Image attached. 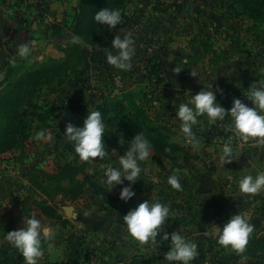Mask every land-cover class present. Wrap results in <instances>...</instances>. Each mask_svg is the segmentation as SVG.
I'll list each match as a JSON object with an SVG mask.
<instances>
[{
  "label": "rangeland",
  "instance_id": "1",
  "mask_svg": "<svg viewBox=\"0 0 264 264\" xmlns=\"http://www.w3.org/2000/svg\"><path fill=\"white\" fill-rule=\"evenodd\" d=\"M105 2L44 0L42 11L33 5L20 11L28 20H35L44 37L30 45L28 57L20 58L17 51L10 56L6 63L15 58L22 66L9 81L3 79L6 63L0 65V264H24L6 235L21 228L30 213L55 232L51 240L42 242L44 255L39 264H84L86 259L88 264L98 260L142 264L147 259L150 264H168L164 253L170 240L163 234L174 231L197 243L198 256L192 264L264 263V258L256 256L258 252H236L219 245L211 231L213 224L223 226L240 212L254 226L245 249L253 246V233L255 237L264 235V190L238 192L243 175L264 171V144H258L257 138L240 140L228 116L214 124L199 117L200 123L193 127L198 141L188 143L176 118L179 103L187 102L188 96L206 85H211L225 109L235 98L253 106L246 97L249 88L264 81V24L254 19H264L258 12V3L264 4V0H125L115 7L121 11V23L103 32V44H90L97 25L94 14ZM8 9L15 11L12 6ZM45 14L47 19L38 20ZM59 28L64 37L56 41L52 36ZM128 34L135 47L131 68L115 69L106 63L104 49L116 51L111 49L113 37ZM70 36L79 38L78 47ZM152 56L164 64L158 86L152 84L155 77L145 68ZM177 68L179 72H175ZM192 71L198 75H190ZM39 77L44 83L31 90L29 99L37 108L28 103L14 108L17 96ZM128 91L136 93L133 100L155 119L169 145L151 146L149 158L139 161L141 174L132 186L135 196L123 201L119 191L129 182L110 189L103 171L105 165L119 166V156L130 143L110 149L105 144L108 156L104 160L82 161L64 132L68 122L82 126L87 112ZM141 92L146 96L139 99ZM65 108L72 110V116ZM15 109L22 120L19 130L12 119ZM41 130L52 139L36 140L35 134ZM9 139L15 142L2 149ZM226 143L233 147L232 160L222 166L219 156ZM59 164H73L92 176L77 194L70 186L66 195L56 192L68 185L62 175L57 182L62 186L52 180L47 189L39 187L44 185L42 179L48 180L44 173H53ZM173 173L180 178L181 190L167 183ZM148 199L169 205V216L156 242L142 245L128 236L122 218ZM44 204L59 216L47 215L41 209ZM65 208L70 209L69 214ZM235 255L239 259L234 260Z\"/></svg>",
  "mask_w": 264,
  "mask_h": 264
},
{
  "label": "clouds",
  "instance_id": "2",
  "mask_svg": "<svg viewBox=\"0 0 264 264\" xmlns=\"http://www.w3.org/2000/svg\"><path fill=\"white\" fill-rule=\"evenodd\" d=\"M99 25H106L109 30L115 28L122 20L119 9L103 7L96 11L93 17ZM73 43L78 42V37H71ZM111 49H104L106 63L115 69L128 70L131 68V59L135 52L134 40L130 34L121 38L113 37ZM31 53L29 42L20 43L17 46V55L26 58ZM15 63V61H13ZM177 68L175 72H179ZM192 76L198 73L192 71ZM211 85L201 89L196 94L188 96L187 102L179 103L176 109V118L180 122V132L183 133L186 142H197L193 127L200 123L199 117H206L209 123L214 124L218 120L230 117L235 134L242 141L249 138H257L258 144H264V81L251 84L246 97L252 102V107L242 102L239 98L232 101L230 108L225 109L217 101V93L210 90ZM221 91L217 89V92ZM188 95V94H187ZM105 122L99 110L87 112L83 125L78 127L68 122L65 126L64 136L67 142L73 144L74 153L82 161H90L92 158L104 160L108 156L103 136ZM36 140H51L52 136L46 134V130L38 131L34 137ZM120 139L119 142H122ZM151 149L150 141L143 133L135 134L127 150L119 156V166L105 165L103 176L104 183L112 189L121 185L124 181L129 183L119 191L118 198L128 201L135 192L133 184L141 174L139 161L149 158ZM233 147L226 143L222 147L219 161L222 166L232 160ZM155 179V178H154ZM167 183L176 190H181L180 178L173 173L167 179ZM264 190V171L255 176L243 175L238 181L240 194H257ZM169 205L159 200H144L135 208L130 209L122 218L128 236L140 244L155 243L158 234L162 232V226L169 216ZM254 226L249 217L244 213L231 215L223 226L213 224L212 233L217 238V243L225 248H231L236 252H243L249 242V236ZM55 235L52 227H45L41 220L32 215L23 222V226L17 230L7 232L6 239L17 249L22 256L24 264H39V259L44 255L42 242L51 240ZM164 239L170 240V247L164 253V259L168 264H192L198 256V245L181 232L163 234Z\"/></svg>",
  "mask_w": 264,
  "mask_h": 264
},
{
  "label": "trees",
  "instance_id": "3",
  "mask_svg": "<svg viewBox=\"0 0 264 264\" xmlns=\"http://www.w3.org/2000/svg\"><path fill=\"white\" fill-rule=\"evenodd\" d=\"M125 0H107L103 4V7H108V8H115L119 5H121ZM127 1V0H126ZM249 2V1H248ZM0 3L5 7L6 13L10 17H14L16 22L23 26V27H28L30 24V21L21 15V13L13 11L10 12L8 9V6L10 7L11 5L9 3H6V0H0ZM246 6H248V3H244ZM258 9L263 15H264V4L258 3ZM35 7L42 11V7L40 4H36ZM40 14V13H39ZM255 21L258 23L263 22L264 24V19L260 17L254 16ZM263 19V20H262ZM106 25H99L97 23L96 28L91 36V40L89 41L90 44H103L102 41V35L103 32L108 28ZM78 47L79 44L75 43ZM15 61V63H13ZM147 63L145 68L147 69L148 74L150 76H154V82L152 84L158 86L162 81L163 77L160 75V70L163 71L164 69V64L163 62L158 58V57H149L147 59ZM22 66V62L19 60H16L15 58L6 63V70H5V75L3 77L4 81H9L11 75ZM44 83V78L39 77L38 79L32 81V83H29L26 86V90L22 95L17 96L14 102V108L19 109V106L22 107L24 104L28 103L29 106H31L33 109L37 108L36 105H34L29 99L31 96V90L37 86ZM136 96V93L134 91H128L124 93L122 98L117 99L116 97H111L107 102H104L102 105L96 108L95 110H99L102 114V117L104 119V122L106 124L105 126V133L103 136L104 143L107 144L110 148H115L117 144H123V143H130L131 138L137 134V133H143L145 137L150 141L152 147H160V144L164 146H168L169 143L167 141V134L163 132L162 128L156 123L155 119L142 107L140 104L137 103V101L133 100V97ZM144 96H146L145 92H141V94L138 96L139 99H142ZM4 102L7 101V97L4 98ZM126 101H129V104L126 103ZM16 109L14 111V114L12 119L14 118V122L16 125L17 130H19V123H21V117L20 115L16 112ZM67 109V108H65ZM69 110V109H68ZM71 113L72 110H70ZM39 115V113H37ZM17 135L19 133L15 132ZM119 133V135H117ZM121 134V135H120ZM120 139H123L122 142H119ZM15 141L13 140H8L7 143H4L2 145L3 148H8L10 147L11 143H14ZM82 174L81 179H76L77 174ZM63 176V178L68 182L66 187H63L59 189L58 193H62L66 195L68 193V186L72 187L74 191H76L75 194L81 191V188L84 186L85 182L91 178L92 175H90L87 172H84L83 170H79L78 167L74 166L73 164H59L56 167V170L53 171V173H44V177L47 178L48 180H41L40 183H44L43 186H39L41 188L47 189V187H50L52 180L56 182V185L58 184L59 186L60 183H57L59 180H62L60 176ZM54 190V193H56ZM15 205H18L17 199L14 200ZM27 200H25L26 202ZM27 203V202H26ZM14 204V203H13ZM42 210L46 212L47 215H50L52 217H58V213L55 211V209L52 206L49 205H43L41 207ZM29 212H32L29 210ZM29 216H32L31 213ZM256 234V233H255ZM255 234L253 233L252 239L250 240V243L253 245L252 247H247V251H250L251 254H256V256L260 259L264 258V235H260L258 237H255ZM162 249L164 248L163 246L161 247ZM233 259L237 260L239 259L238 255L233 256ZM151 260L147 259L142 262V264H150ZM263 261H257L255 264H264L262 263Z\"/></svg>",
  "mask_w": 264,
  "mask_h": 264
},
{
  "label": "crops",
  "instance_id": "4",
  "mask_svg": "<svg viewBox=\"0 0 264 264\" xmlns=\"http://www.w3.org/2000/svg\"><path fill=\"white\" fill-rule=\"evenodd\" d=\"M44 15V13H43ZM47 19L46 14L38 20ZM49 20V19H48ZM28 27L19 25L14 17H10L5 7L0 3V65H4L16 51L20 43L29 42L30 45L35 43L38 37L43 36V30L39 29L35 20H29ZM72 36H75L72 34ZM64 37L62 30L59 28L58 32L53 33L52 39L59 41Z\"/></svg>",
  "mask_w": 264,
  "mask_h": 264
},
{
  "label": "built area",
  "instance_id": "5",
  "mask_svg": "<svg viewBox=\"0 0 264 264\" xmlns=\"http://www.w3.org/2000/svg\"><path fill=\"white\" fill-rule=\"evenodd\" d=\"M7 1L10 0H6ZM13 3H11V6L14 7L16 12H19L22 10V8L24 7H28L33 5L35 7L36 4H40L41 7L43 8V4H44V0H12ZM37 9V8H36ZM90 255V254H88ZM85 259V258H84ZM90 261L89 259H86V262L84 264H88L87 262ZM97 264H105L104 262H102L101 260H98Z\"/></svg>",
  "mask_w": 264,
  "mask_h": 264
},
{
  "label": "water",
  "instance_id": "6",
  "mask_svg": "<svg viewBox=\"0 0 264 264\" xmlns=\"http://www.w3.org/2000/svg\"><path fill=\"white\" fill-rule=\"evenodd\" d=\"M69 111H70V110L65 109V112H69ZM70 115L72 116L71 111H70ZM69 211H70V209L65 208V212H66L67 214H69Z\"/></svg>",
  "mask_w": 264,
  "mask_h": 264
}]
</instances>
